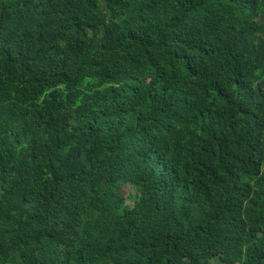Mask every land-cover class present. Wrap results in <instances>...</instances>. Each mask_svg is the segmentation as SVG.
Segmentation results:
<instances>
[{"label": "trees", "instance_id": "obj_1", "mask_svg": "<svg viewBox=\"0 0 264 264\" xmlns=\"http://www.w3.org/2000/svg\"><path fill=\"white\" fill-rule=\"evenodd\" d=\"M0 264H264V0H0Z\"/></svg>", "mask_w": 264, "mask_h": 264}, {"label": "rangeland", "instance_id": "obj_2", "mask_svg": "<svg viewBox=\"0 0 264 264\" xmlns=\"http://www.w3.org/2000/svg\"><path fill=\"white\" fill-rule=\"evenodd\" d=\"M123 191H124V192L131 191V186H129V185H125V186H123Z\"/></svg>", "mask_w": 264, "mask_h": 264}]
</instances>
